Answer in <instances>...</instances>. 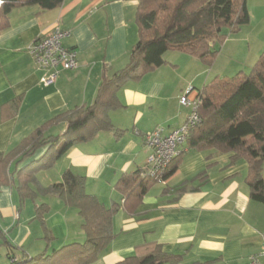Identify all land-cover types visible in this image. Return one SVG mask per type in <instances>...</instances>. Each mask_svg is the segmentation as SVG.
I'll return each instance as SVG.
<instances>
[{"label": "crops", "instance_id": "0c3cea01", "mask_svg": "<svg viewBox=\"0 0 264 264\" xmlns=\"http://www.w3.org/2000/svg\"><path fill=\"white\" fill-rule=\"evenodd\" d=\"M136 5L137 0H64L50 10L37 5L10 10L9 24L0 31V153L16 149L57 114L93 103L102 76L110 77L124 67L137 41ZM55 25L70 31L64 44L76 50L78 66L43 86L42 70L25 47ZM160 68L118 91L123 106L110 110L108 117L122 133L99 130L90 140L76 142L51 168L36 172L35 181L28 184L32 199L20 200L14 180L0 186V264H9L10 255L31 257L84 239L77 209L37 187L60 182L65 169L84 177L85 192L103 205H119L112 218L114 237L91 264H114L145 243L182 254L180 264H248L249 256L260 250L264 204L248 197L247 164L243 159L230 161L231 152L185 149L184 143L177 170L152 185L135 212L128 214L122 208V196L114 185L121 174L145 165L149 151L142 134L158 126L165 131L176 128L189 111L179 99L170 105L168 79ZM65 128L66 122L59 121L44 135H57ZM45 150L40 147L30 156L19 157L10 163L9 171L17 173ZM40 205L49 207L44 214L51 236L48 242L35 218V207Z\"/></svg>", "mask_w": 264, "mask_h": 264}, {"label": "trees", "instance_id": "16d2710c", "mask_svg": "<svg viewBox=\"0 0 264 264\" xmlns=\"http://www.w3.org/2000/svg\"><path fill=\"white\" fill-rule=\"evenodd\" d=\"M2 1L0 31L8 26V13L15 6L37 5L41 10H50L59 7L64 0ZM248 22L246 0H137L135 23L138 37L130 49L126 65L110 77L102 76L91 105L57 114L25 137L16 149L0 153V186L14 180L20 200L32 199L34 193L28 184L35 181L36 172L51 168L76 142L90 140L99 130L123 132L116 130L108 117L110 110L123 106L117 97L123 85L139 82L147 73L165 64L163 55L168 50H178L211 63L217 54L215 43L223 41L221 29L228 27L233 31ZM196 90L200 121L189 130L185 149H214L216 152H231L230 161L243 159L247 164L244 182L248 197L264 204V51L248 74L238 72L230 78L214 79ZM18 102L15 100L14 104ZM59 121L66 122L65 130L45 136V130ZM40 147L46 148L41 157L30 161L17 173L9 171L11 162L32 155ZM183 153L184 149H181L172 159L164 180L177 170ZM142 168L121 174L114 185L122 196L121 206L128 214L135 212L146 192L157 183V180L145 176ZM37 187L39 191L57 196L66 206L77 209L84 239L62 245L49 253L43 251L36 256L16 257L11 264L95 262L114 237L112 218L119 205L105 206L95 196L87 194L85 178L69 169L62 172L60 182L47 188ZM48 211L47 205L35 207V218L39 220L47 242L51 240L44 222V214ZM182 258V254L163 251L158 243H145L114 264H180Z\"/></svg>", "mask_w": 264, "mask_h": 264}, {"label": "built area", "instance_id": "2783aa9c", "mask_svg": "<svg viewBox=\"0 0 264 264\" xmlns=\"http://www.w3.org/2000/svg\"><path fill=\"white\" fill-rule=\"evenodd\" d=\"M2 3L0 0V6ZM69 36V30L55 25L48 34L35 38L25 47V52L42 70L39 78L41 85L53 84L61 72L77 68L76 50L64 44V40ZM179 103L189 109L181 125L169 131L158 126L142 134L149 151L142 173L159 183L164 181L163 176L168 171L172 159L181 151L189 130L200 121L196 89L186 88L179 97ZM135 133L139 134L137 131ZM16 260V257L9 258L10 263ZM248 264H264V244L257 253L249 256Z\"/></svg>", "mask_w": 264, "mask_h": 264}, {"label": "rangeland", "instance_id": "374dc122", "mask_svg": "<svg viewBox=\"0 0 264 264\" xmlns=\"http://www.w3.org/2000/svg\"><path fill=\"white\" fill-rule=\"evenodd\" d=\"M246 5L249 22L233 31L228 27L221 29L223 41L215 43L217 54L211 63L178 50L164 53L163 58L167 61L159 67L168 79L166 91L170 105L178 104L184 86L200 89L214 79L230 78L238 72L249 73L264 51V0H246Z\"/></svg>", "mask_w": 264, "mask_h": 264}]
</instances>
